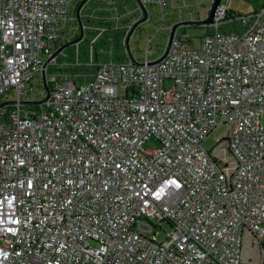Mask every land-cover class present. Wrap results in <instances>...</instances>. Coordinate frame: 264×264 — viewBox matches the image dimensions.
Here are the masks:
<instances>
[{"label":"built area","instance_id":"1","mask_svg":"<svg viewBox=\"0 0 264 264\" xmlns=\"http://www.w3.org/2000/svg\"><path fill=\"white\" fill-rule=\"evenodd\" d=\"M113 1L107 16L90 0H0V264H264V5L221 0L206 24L209 0L152 60L128 26L126 56L101 62L94 43L131 14ZM132 1L136 28L149 7L205 0ZM201 26L196 49L186 30Z\"/></svg>","mask_w":264,"mask_h":264},{"label":"rangeland","instance_id":"2","mask_svg":"<svg viewBox=\"0 0 264 264\" xmlns=\"http://www.w3.org/2000/svg\"><path fill=\"white\" fill-rule=\"evenodd\" d=\"M116 6L118 7L121 14L126 13L125 7L131 12L129 16H126L120 21V26L123 28L115 31L109 30L105 33L98 41L93 45L94 52L97 54L96 60L101 62H106L110 60L109 52L113 51L114 60H122L126 56V50L124 47L123 37L127 32L126 28L128 26L134 27L133 34L130 40L131 51L135 58L138 60L145 59L146 47L152 53L150 59H157L164 53L169 37H170V26L174 25L183 18L184 20H189L191 18V11L193 12V19L202 21L207 15L210 8L209 0H205L202 6L191 7L183 9L181 15L178 10L174 9L172 6L168 5L165 7L164 16L161 13L160 8L149 7L148 9V19L140 23L136 28L133 24L134 20L139 17V12H134L136 5L132 0H115ZM188 4L195 3L192 0H187ZM202 1V0H199ZM113 0H90L88 3V10L95 11L100 9V13L103 12L107 16L111 13L108 9L112 5ZM179 5L178 0H175V6ZM264 5V0H233L231 3V11L239 15H249L257 10H259ZM87 23V21L85 20ZM74 23L70 22L63 33V37L68 39H73ZM116 25L114 21L109 27ZM208 27L201 26L198 28L189 27L186 33L193 37V42L195 48H200V38L207 33ZM183 31V29H182ZM69 35V37H65ZM95 33L87 32L85 39H83L79 44L80 61L84 64L89 62V51L91 49V41L95 38ZM81 34H79V37ZM151 42L149 43V40ZM66 52L70 56H75V49L73 47L67 48ZM88 67V66H87ZM90 68V67H88ZM170 85V82H168ZM264 123V118H263ZM225 126H223L215 135L211 136L205 143L204 146L207 149H212L216 144V137H220L225 131Z\"/></svg>","mask_w":264,"mask_h":264},{"label":"water","instance_id":"3","mask_svg":"<svg viewBox=\"0 0 264 264\" xmlns=\"http://www.w3.org/2000/svg\"><path fill=\"white\" fill-rule=\"evenodd\" d=\"M220 2H221V0H216V1H215L214 5H213V7H212V10H211V12H210V16H209V18L205 21L206 24H209V23H212V22H213V20H214V15H215V13H216V10H217V8H218Z\"/></svg>","mask_w":264,"mask_h":264},{"label":"crops","instance_id":"4","mask_svg":"<svg viewBox=\"0 0 264 264\" xmlns=\"http://www.w3.org/2000/svg\"><path fill=\"white\" fill-rule=\"evenodd\" d=\"M104 19H94V24L95 25H100V26H106L107 24H108V26H109V22H111V20H104Z\"/></svg>","mask_w":264,"mask_h":264}]
</instances>
